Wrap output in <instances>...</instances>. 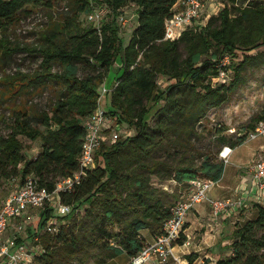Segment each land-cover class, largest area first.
<instances>
[{
	"label": "trees",
	"instance_id": "trees-1",
	"mask_svg": "<svg viewBox=\"0 0 264 264\" xmlns=\"http://www.w3.org/2000/svg\"><path fill=\"white\" fill-rule=\"evenodd\" d=\"M221 1L224 9L205 28L186 31L172 42L165 40V23L178 0H0V31L5 37L37 9L68 4L70 11L66 21L55 24L32 48H9L5 37L0 39V50L8 55L21 50L41 58L39 70L8 75L0 84L7 88L0 103L10 102L9 121L0 118V209L5 181L18 179L22 184L33 177L52 193L60 180L80 171L85 120L98 109L101 90L118 59L123 73L107 95L108 114L117 125L135 129L115 143L105 142L81 184L60 194L61 203L70 205L72 212L56 217L61 223L57 233L45 230L39 264H86L91 258L109 264L123 255H139L149 244L142 232L162 234L193 180L219 182L226 166L220 159L223 148L246 143L249 132L264 120V114L254 118L248 132L236 140L226 127L205 125L211 110L230 101L246 69L264 65V2ZM131 4L137 6L138 26L124 47L119 18ZM101 5L107 6L109 19L105 17L100 27L86 25L82 16ZM231 55L242 61L228 66L233 77L226 84L219 80V64ZM160 78L167 79L164 87ZM47 89L53 95L48 110L35 109L28 100L14 103ZM204 133L214 134L216 149L198 147ZM22 138L41 141L37 157L27 158ZM155 180L176 182L181 194L155 186ZM254 207L256 217L236 226L232 255L215 264H264V204ZM53 215L54 208L43 214L41 232ZM185 242L183 236L180 245ZM197 259V254L189 255L188 264Z\"/></svg>",
	"mask_w": 264,
	"mask_h": 264
},
{
	"label": "built area",
	"instance_id": "built-area-1",
	"mask_svg": "<svg viewBox=\"0 0 264 264\" xmlns=\"http://www.w3.org/2000/svg\"><path fill=\"white\" fill-rule=\"evenodd\" d=\"M177 4L181 7L180 10L174 11L165 23V40L167 41L173 42L181 39L184 32L201 17L205 9V0H178ZM107 13L105 8L95 10L87 16V19L98 25L105 19ZM119 24L124 27L129 24V18L126 14L120 16ZM229 59L230 56H226L219 64V80L226 84L230 79V71L227 69L231 63ZM110 91L105 85L103 86L98 109L85 120L86 137L83 142L80 171L70 178L60 180L56 190L52 193L46 188L40 187L38 181L30 177L3 201L0 209L1 264H26L35 258L37 254L35 250L30 249L27 242H19V239H25L27 229L23 220L28 218L33 210L45 208L46 205L50 204L56 206L54 209L56 210L55 217L70 214L72 207L61 203L60 194L70 192L81 184L88 171L94 167L96 153L105 142L112 144L121 138L120 126L116 127L115 119L105 109L106 97ZM116 129H118L117 132ZM134 133L127 134V136ZM262 136H264V120L249 132L247 140H256ZM232 152L233 149L230 146L224 147L221 151L220 158L225 164L229 162ZM253 172L258 187L264 192V155H261L254 163ZM213 184V182L203 178L193 180L189 192L174 205L172 217L165 223L162 234L155 236L153 241L139 255L131 258L127 264H171L172 258L175 264H188L184 259L174 255V249L180 245V241L183 239L189 214L199 204L206 201L209 202L216 218L232 209L241 210L245 205L244 199L241 197L225 200L210 199L209 192ZM13 221L17 223L16 233L14 236L6 238L5 233ZM58 227L59 223L53 219L49 221L46 229L50 233H57Z\"/></svg>",
	"mask_w": 264,
	"mask_h": 264
},
{
	"label": "rangeland",
	"instance_id": "rangeland-1",
	"mask_svg": "<svg viewBox=\"0 0 264 264\" xmlns=\"http://www.w3.org/2000/svg\"><path fill=\"white\" fill-rule=\"evenodd\" d=\"M259 2H264V0H256L255 4ZM247 4V3H245ZM225 3H223L221 0H205V9L201 17L187 30V31H193L194 33H197L201 31L203 28H205L209 22V20L213 16H218L219 12L224 9ZM68 4H63L61 6H58L54 10H45V9H37L35 12L29 16L25 17L18 25L12 27L9 29V31L6 34H3L0 31V39L5 37V42L7 44V47L9 48H32L36 46L40 40L43 34H45L47 31H49L51 28H53L56 25H59L66 21L68 17L70 16V11L67 10ZM107 9V12L109 13V10L107 6H99V9ZM98 7L96 10H99ZM137 6L134 4L129 5L125 8L124 14L127 15L129 18V24L127 26H121V37L123 38L124 47H127L132 39L133 32L138 26V15H137ZM137 16V19H136ZM108 20L109 17H106ZM81 20L86 24L90 25V21L87 19L86 15H83ZM101 24H98L97 26L100 27ZM185 33V32H184ZM184 35V34H183ZM184 51V47H181ZM261 51L264 50V48L260 49ZM256 53V52H255ZM234 58V57H233ZM232 55L229 60L231 62H241L242 58H234L233 60ZM41 63V58L35 53H26L21 50H18L11 55H8L5 50H0V84L3 82L4 77H7L8 75H14L18 72L26 73V74H32L35 71L39 70ZM117 64V65H116ZM114 67L111 68L110 74H109V80L110 82H113L119 75L123 73L121 68L122 63L121 60L118 59V62L116 63ZM231 64V63H229ZM233 71V70H232ZM232 71L230 74V79L227 82L229 84L232 81L233 73ZM81 75H86L85 72L82 70ZM109 81L106 82L108 84ZM167 83L166 78H160L159 84L161 86H165ZM104 84L105 86H107ZM117 84V83H116ZM115 84V86H116ZM110 86V84H108ZM115 86L111 87V91L114 90ZM7 88L6 86L3 87L0 85V97L3 93H6ZM24 96L22 98L17 99L14 103H24L26 100L29 101V104L31 106H34L35 109L40 110H48L50 109L51 103H52V91L50 89H47L44 91V93L37 94L35 96ZM31 99V102L30 100ZM107 101H110V97L107 98ZM108 102L105 107L106 111H108ZM9 105L10 102H5L4 104L0 103V118L5 117V122L9 121ZM264 114V65L258 67V68H252L248 67L246 71L244 72V81L240 85V87L237 88L235 93L231 96L230 101L225 104L223 107L219 109H213L210 111L208 115V122L205 123L207 127L210 128H219V127H226L229 129L228 136H233L234 140L238 138L239 136H243L246 134L249 130V125L254 120V118L261 116ZM149 122L153 123L154 116L149 117ZM115 120V125H116ZM4 132H7L6 125L4 123L1 124ZM118 125H116L117 127ZM201 130V129H199ZM235 130V131H234ZM116 132L118 129L115 130ZM120 133L121 138H124L127 136V134H130L132 132H135L134 128L128 127L127 125H121L120 126ZM109 139V136H108ZM25 146L26 151L25 154L27 158H35L39 155L41 151V141H35L32 142L28 139L22 138ZM214 140V134L210 135L208 133H204L202 138L197 142V145L201 149H208L213 148L216 149L214 145H212V141ZM264 141V136L258 138L257 140H247L246 147H243L241 149V152L243 153L247 148H250L254 146L255 144H259ZM110 143V142H108ZM111 144V143H110ZM230 146V145H227ZM221 159V158H220ZM240 168L238 170L241 172V174L246 175L248 174L249 167H250V161L249 158L244 156L243 162L241 161L240 164H238ZM20 185V181L18 179L8 180L2 183L1 185V200L3 201L11 195ZM154 185L157 187L164 188L170 192L177 191L178 195L181 194L180 186L174 181H168L165 183H161L158 180H155ZM56 208L55 204L52 206L46 205L45 208L33 210L30 212L28 218H26L24 223L27 226V229L25 231V239H19L21 241L27 242L29 244L30 249L35 250L37 253L34 259H31L26 264H39L40 263V256L43 254V244L41 243V237L44 233H46L47 229H43L41 232L40 230V224L41 219L43 217V214L46 212L47 209ZM56 210H54V215L51 220L56 219L55 217ZM81 214H83V211H81ZM69 225L70 222H64L62 225ZM47 227V226H46ZM17 223L13 221L8 228L7 232L5 233V237H11L14 236L16 233ZM61 228V223L59 222L58 229ZM46 230V231H45ZM41 234V235H40ZM151 236L148 235V238ZM86 264H96L94 259L91 258L89 262Z\"/></svg>",
	"mask_w": 264,
	"mask_h": 264
},
{
	"label": "crops",
	"instance_id": "crops-1",
	"mask_svg": "<svg viewBox=\"0 0 264 264\" xmlns=\"http://www.w3.org/2000/svg\"><path fill=\"white\" fill-rule=\"evenodd\" d=\"M180 8L177 4L174 11H178ZM108 81V84H114L113 86H115L114 81L110 82L109 79ZM106 87L109 90L111 89L110 86ZM107 98L108 96L106 100ZM247 143L233 149L229 162L225 166L222 179L214 183L209 192V198L212 200L241 197L245 202L244 207L241 210H229L216 218L212 213L209 202L199 204L187 218L184 228L186 242L184 245L175 247L174 255L176 257L188 262L187 257L189 255L197 254L198 259L195 264H215L219 258L232 255L231 244L233 243V233L236 226L256 217L257 209L254 205L256 203L264 204V192L260 190L254 179L253 166L257 159L264 155V141L247 148L242 153L241 149L246 147ZM244 156L249 158L251 164L246 175L241 174L240 169L238 170L240 168L238 164L241 161L243 162ZM142 234L148 243L153 241L154 237L150 231L144 230ZM148 235L151 237L148 238ZM19 242L23 243L24 241L19 240ZM130 259L128 256L123 255L112 260L109 264H127ZM171 264H175L173 258Z\"/></svg>",
	"mask_w": 264,
	"mask_h": 264
}]
</instances>
